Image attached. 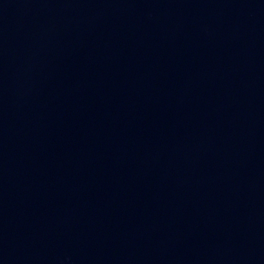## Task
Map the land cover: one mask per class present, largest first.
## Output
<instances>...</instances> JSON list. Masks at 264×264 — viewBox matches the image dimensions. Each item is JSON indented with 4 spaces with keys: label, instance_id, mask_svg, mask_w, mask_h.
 Listing matches in <instances>:
<instances>
[{
    "label": "water",
    "instance_id": "obj_1",
    "mask_svg": "<svg viewBox=\"0 0 264 264\" xmlns=\"http://www.w3.org/2000/svg\"><path fill=\"white\" fill-rule=\"evenodd\" d=\"M0 264H264V0H0Z\"/></svg>",
    "mask_w": 264,
    "mask_h": 264
}]
</instances>
